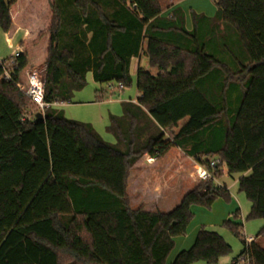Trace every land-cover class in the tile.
Here are the masks:
<instances>
[{"label":"trees","instance_id":"16d2710c","mask_svg":"<svg viewBox=\"0 0 264 264\" xmlns=\"http://www.w3.org/2000/svg\"><path fill=\"white\" fill-rule=\"evenodd\" d=\"M213 2L216 16L194 15L187 31L181 11L161 18L159 0H0L8 40L26 32L19 56L2 62L10 81L0 67V264H220L232 248L203 228L188 251L170 257L194 206L232 201L215 183L222 172L239 176L238 193L252 205L247 219L264 223V0ZM232 34L245 56L235 70L208 54L205 42L226 43ZM142 55L158 75L138 70L140 98L110 117L114 144L54 107L42 121L38 111L29 114L36 109L26 96L29 70L46 69L45 100L61 105L85 87L89 73L97 84L131 88V61ZM217 71L224 75L218 84L206 81ZM115 94L98 92L95 101ZM175 147L213 179L169 213L132 210L131 169ZM215 159L222 163L212 169ZM225 226L244 245L233 264H264V225L250 245L237 220Z\"/></svg>","mask_w":264,"mask_h":264},{"label":"rangeland","instance_id":"374dc122","mask_svg":"<svg viewBox=\"0 0 264 264\" xmlns=\"http://www.w3.org/2000/svg\"><path fill=\"white\" fill-rule=\"evenodd\" d=\"M65 1V0H64ZM164 2V0H160ZM197 9L200 8L205 13H210L211 17H215L217 14V7L214 4L213 0H198L196 4ZM196 9V8H195ZM64 17L69 16V12H64ZM192 16V21H193ZM72 20L69 19L67 24ZM69 26H67L66 32L69 31ZM25 36V31H19L16 34V37H13L10 41L4 34V32L0 29V62H3L7 59H10L15 56L18 52V46L22 39ZM216 37H221L220 33H216ZM212 39L208 38L205 42H207V50L208 54L214 55L219 61L226 62L230 69L235 70L237 66V60L244 61V54L241 46L235 40V35L232 34L231 38L227 40L226 43L219 40L218 45H214L211 43ZM224 44V46H223ZM227 45V46H226ZM226 46V50H225ZM42 68V67H41ZM40 68V69H41ZM216 76V79H214ZM219 76H224L221 72H214L212 75H209L206 78V81H210L211 83L218 84ZM85 87L78 92H75L73 98L70 103L56 105L55 110L62 112L64 117L68 120H73L76 122L91 124L98 134L104 139L105 142L114 144L115 140L112 135L106 132V127L110 123V116H121L123 112V103L128 102L129 100H134L137 95V80H134L131 88H126L124 91H116L113 97L105 100L104 104H99L95 101L96 92L105 88V85H100L94 82L92 73H89L86 79ZM249 79L243 80L241 84L247 83ZM235 97V95H234ZM36 109L29 110V114L32 115L36 113ZM194 170V166L191 168ZM223 173V178L220 180H215V183L221 187L226 186L227 190L230 192L232 199H237L242 201V208L238 213L237 217H234L235 210L231 212V220L236 221L238 224L243 226L241 233L246 238H256L259 232L263 228V221L260 219H250L247 217L251 210V204L247 201L246 196L244 194L238 193V179L239 176L235 175L229 177L226 173ZM192 180V179H191ZM193 181V180H192ZM195 184H199L200 182L195 181ZM177 184V181L174 180L172 186L174 187ZM174 189V188H173ZM170 202H166L162 204L164 206L161 209L164 212H169L172 210V207L175 206V202L177 200L176 193H172ZM130 201V199H129ZM230 202L224 198H219L214 202L211 208L194 206L191 211L193 213V218L189 224L186 236H182L175 240L177 242L176 250L172 254L171 260H173L179 252L187 249H182L183 241H187L188 238H192L195 234H197L202 228L208 231L216 232L222 237L225 242L231 246L232 252L230 255L222 258L220 260V264H233L235 258H237L244 249V245L242 241L237 238L234 234H232L229 229L225 226V223L228 221L224 217V212L229 209ZM264 246V243H263ZM170 260V261H171ZM196 264H206L205 262H198Z\"/></svg>","mask_w":264,"mask_h":264},{"label":"crops","instance_id":"0c3cea01","mask_svg":"<svg viewBox=\"0 0 264 264\" xmlns=\"http://www.w3.org/2000/svg\"><path fill=\"white\" fill-rule=\"evenodd\" d=\"M197 3L198 0H164V2L160 1V4L163 9L161 18L172 19L174 12L181 11L184 16L183 22L185 29L187 31H192L193 30L192 16L194 17V15L195 16L203 15L207 18H214L211 17L209 12L205 13L204 11H202V9L200 8L197 9V7H195ZM177 23L180 24L179 21H177ZM20 31H24V30H20ZM40 68L41 67L34 69H40ZM41 69H44V71L46 70L44 67H42ZM139 69H143L149 72L150 74H152L153 76L158 75L157 69L150 68L148 58L143 55L138 58H133L131 61L130 74L132 76L133 82L134 80H137V72ZM31 70H29L28 72H30ZM105 86H106L105 88L101 89L100 91H97L96 94L98 92L108 91L109 86L107 85ZM139 98H140V93L137 90V95L134 98V100H129L128 102L137 103ZM105 102H101V103L104 104ZM107 127H106V132H107ZM94 130L96 129L94 128ZM191 148L192 145L189 147V150ZM148 158H150V156H145L139 162H137V164L131 169L130 177L128 179V185H127L128 186L127 193L130 199V207L132 210L142 209L145 212H150V213H155V212L169 213L172 210L169 212H164L161 209L164 208L162 204H165L166 202H170V200L172 199L171 198L172 193H176V197H177L175 206L172 207V209H174L181 203L183 197L196 187L197 185L195 184L196 182L191 180V174L193 171V169L191 168L193 166L199 165L198 160H195L194 158H188V157L186 158L185 152L177 147L172 148L160 160L155 159L153 162L149 163ZM199 159L212 160V158H207V157L206 158L199 157ZM174 180L177 181V184L173 187L172 183L174 182ZM223 187L226 188L225 185ZM239 196H238V201L237 199L236 200L232 199V201L230 202L231 205L229 209L224 212L225 214L224 217L226 216L225 219H227L228 221L232 219L231 212H233L234 210L235 212L237 211L240 212L243 206L242 201L239 200L240 198ZM197 234H195L192 238H188L187 241H183L182 249H187L188 251V249L191 248V246L194 244ZM176 246H177V242H176ZM176 246L174 251L176 250Z\"/></svg>","mask_w":264,"mask_h":264},{"label":"built area","instance_id":"2783aa9c","mask_svg":"<svg viewBox=\"0 0 264 264\" xmlns=\"http://www.w3.org/2000/svg\"><path fill=\"white\" fill-rule=\"evenodd\" d=\"M19 55L18 53L15 54L14 58H17ZM0 67L4 70L3 79L10 81L11 75L9 72L8 64H3L0 62ZM27 81L28 86L26 90V96L32 101V103L36 106V109L38 113L44 114V112L49 109L50 107H55L56 104L48 103L45 100V71L44 69H33L30 72L27 73ZM124 88L123 85H115L110 84L108 87V90L111 92L116 91H123ZM155 159L150 157L148 158V162L151 163ZM222 163L221 159H215L210 162V167L212 169H215L218 165ZM191 179L193 181L198 182H204L207 180L213 179L212 175L209 173V171L203 167L201 164L194 166V170L191 174ZM255 238H246V242L248 245L253 243ZM239 264H249V260L242 259L240 260Z\"/></svg>","mask_w":264,"mask_h":264},{"label":"water","instance_id":"95a60500","mask_svg":"<svg viewBox=\"0 0 264 264\" xmlns=\"http://www.w3.org/2000/svg\"><path fill=\"white\" fill-rule=\"evenodd\" d=\"M5 3H7V1H5ZM36 118H37V120L42 121V120H44V115H43L42 113H38V114L36 115Z\"/></svg>","mask_w":264,"mask_h":264}]
</instances>
